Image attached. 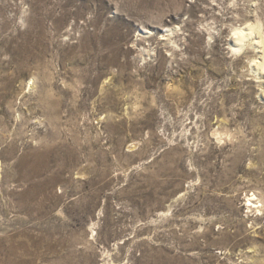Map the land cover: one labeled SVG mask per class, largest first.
<instances>
[{
	"label": "rangeland",
	"instance_id": "obj_1",
	"mask_svg": "<svg viewBox=\"0 0 264 264\" xmlns=\"http://www.w3.org/2000/svg\"><path fill=\"white\" fill-rule=\"evenodd\" d=\"M248 14L264 0H0V264H264Z\"/></svg>",
	"mask_w": 264,
	"mask_h": 264
},
{
	"label": "bare ground",
	"instance_id": "obj_2",
	"mask_svg": "<svg viewBox=\"0 0 264 264\" xmlns=\"http://www.w3.org/2000/svg\"><path fill=\"white\" fill-rule=\"evenodd\" d=\"M251 17H253V15L247 16L244 21L242 20V23L246 25L245 27H236L233 32L234 34L231 36V39H229V45L233 50H237L239 52L243 51L247 45H251L255 49H258L259 51L257 52L261 54L259 57L254 56L252 59L250 58L248 70H251L250 72L253 71L259 75L261 72H264V25L259 19L252 21ZM260 203V201L255 203L252 202L251 205L255 206V208H259L263 206V204L259 205Z\"/></svg>",
	"mask_w": 264,
	"mask_h": 264
}]
</instances>
